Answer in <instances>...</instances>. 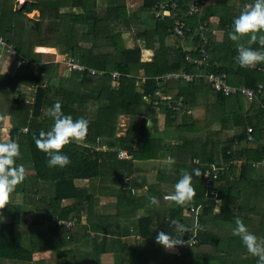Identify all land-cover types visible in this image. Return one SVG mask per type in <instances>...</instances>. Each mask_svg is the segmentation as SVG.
Listing matches in <instances>:
<instances>
[{
	"label": "trees",
	"instance_id": "16d2710c",
	"mask_svg": "<svg viewBox=\"0 0 264 264\" xmlns=\"http://www.w3.org/2000/svg\"><path fill=\"white\" fill-rule=\"evenodd\" d=\"M136 1L137 6L130 8L126 0H31L18 7L16 0H0V36L9 34L26 59L15 76L0 73V143H4L1 129L7 123L13 134L9 142L19 145L16 165L25 169V179L11 193L9 204L0 210V264H71L70 259L61 257L70 250L72 255L66 257L74 259L76 248L84 251L78 258L87 257L83 264L99 263L100 254L108 249H112L114 264H149V256L163 264H208L209 253L198 247L215 244L218 258L224 250L219 246L220 236L207 230V218L220 228L238 217L254 219L263 210L259 207L256 213L253 208L243 211L236 200L244 182L245 190L259 184L264 192V168L252 166L264 159V63L251 69L241 67L237 62V42L228 38L234 18L254 0H235L240 8H231L233 0ZM160 5L169 14L163 21L151 12ZM33 10L38 16L29 17L27 14ZM176 19L182 24L185 44L171 31ZM205 23L207 30L200 28ZM212 27L222 32V41L216 40ZM201 34L209 40L202 43ZM239 43L249 46L248 37ZM186 45L189 52L206 48L209 61H216L218 67H207L204 72L225 73L235 92L224 93L204 76L191 82L158 79L170 71L195 72L196 67L184 58ZM35 46L57 48L62 55H71L101 73L91 74L85 69L65 76L62 65L57 68L48 61L53 57L45 51L48 47L36 52ZM251 48L259 50L260 46L253 43ZM142 49L151 51L149 60L142 59ZM240 70L244 76L238 77L236 72ZM114 71L119 73L116 79L111 78ZM20 85L42 86L38 117L31 116L33 103ZM239 85L254 90L260 85L261 90L248 101L239 92ZM160 88L171 90L173 100L183 99L178 109L161 101L158 108L167 124L161 133H154L151 129L156 126V118L149 111L153 105L147 97L158 98L154 92ZM57 101L64 115L74 121H88L86 138L64 147L63 154L71 161L64 168L48 167L47 157L34 139L41 131L51 130L54 121L47 113ZM185 108L190 113L186 115L188 120L182 121ZM194 110L204 112L198 116ZM124 115L133 120V125L118 134L124 127L118 124V118ZM248 126L253 130L251 141L246 138ZM167 138L170 142H165ZM175 141L178 151L171 154L177 158L166 167L163 152L170 151ZM118 149H126L132 159L117 158ZM240 159L245 161L236 175L239 166L234 162ZM133 160L157 161L153 180L131 182ZM210 163L223 167L215 184L219 202L212 195L204 196L202 174ZM197 170L200 175L195 174ZM183 172L192 175V204H200L201 212L197 243L183 246L179 256L164 252L155 238L158 232L179 235L170 223L172 219L193 229L194 216L185 211L187 206L163 198L165 193L175 191ZM84 180L87 182L83 185ZM96 180L100 184L96 185ZM112 180L113 184H106ZM141 185L146 186L144 192H132ZM96 189L115 198L112 213H99ZM152 197L157 203L151 202ZM260 231L258 239H264V226ZM191 235L192 231L179 238ZM80 240L92 242L96 251L93 253L88 244L79 249ZM47 250L52 252L51 258L33 260L35 253ZM215 264H221L220 259Z\"/></svg>",
	"mask_w": 264,
	"mask_h": 264
},
{
	"label": "clouds",
	"instance_id": "9594fccd",
	"mask_svg": "<svg viewBox=\"0 0 264 264\" xmlns=\"http://www.w3.org/2000/svg\"><path fill=\"white\" fill-rule=\"evenodd\" d=\"M245 37H248L249 46L247 47L239 43ZM228 38L233 42H237V62L241 67L251 69L257 64L264 63V0H254V3L245 6L240 15L234 18L232 31L228 33ZM184 40L185 37L183 40L180 39L182 44H185ZM253 43H257L260 46L259 50L251 48ZM200 48L189 52L190 48L184 47V49H187V53L194 56L200 55ZM204 49L206 51V48ZM207 60L209 61L208 53ZM214 63L217 62H210L209 68L216 67ZM196 70H198L197 67ZM209 72L213 71H206L205 73ZM37 87L42 86L39 85ZM35 91L36 87L33 94H35ZM30 101L33 103L34 98L30 99ZM47 115L53 119V126L47 132L41 131L38 138L34 137L35 143L37 148L45 153L48 167L64 168L71 163L70 158L63 154L64 147L72 142L80 143L86 138L88 121L84 118H78L74 121L71 116L64 115L59 101L52 106ZM19 156L20 150L17 143H0V210H3L9 204L11 193L25 179L24 167L16 165V159ZM165 162L171 165L175 163V160L172 157H168ZM237 164L238 161L236 162ZM195 174L200 175L198 170ZM194 197L195 189L192 186V175L188 172H183L175 185V191L168 197V200L181 207H186L192 204ZM151 202L157 203L156 198L152 197ZM170 223L179 235L173 237L166 232H158L155 238L158 244L165 249H173L178 245L188 244L190 246V243L195 242L192 239V235L188 241L179 238L186 232L191 233L187 226L176 219H172ZM232 233L234 236L240 237L243 245L252 256L258 258L257 264H264V239H258L256 235L251 233L239 217L235 220V227L232 229Z\"/></svg>",
	"mask_w": 264,
	"mask_h": 264
},
{
	"label": "built area",
	"instance_id": "2783aa9c",
	"mask_svg": "<svg viewBox=\"0 0 264 264\" xmlns=\"http://www.w3.org/2000/svg\"><path fill=\"white\" fill-rule=\"evenodd\" d=\"M151 12L154 15V17H158V19L160 21H163L164 17L166 15H169L168 11L165 10L162 5H160L159 9H157L156 6H154L152 8ZM206 26L204 27V29H207ZM171 31L175 36H177L181 40L184 39L185 33L182 29V24L179 20L176 19L174 21V24H173ZM61 56H62L61 62L53 61V64L55 66L62 65L68 73L77 72V71H84L85 69H87L89 71V73H91V74L101 73V71L98 72V70H96L94 68H87L86 66L79 63V61L71 55H65V56L61 55ZM184 58L188 63H191L195 67H197L198 70H196L195 72L172 71V72L164 73L163 75H161L160 77H157V78L162 80V81H168V80H173V79H184L187 82H191L194 80L195 77L202 76L204 74V76L207 78V81L212 83V85L215 88L222 89L224 91V93L235 92L234 87L229 86V84L227 83L225 73L219 74V73H216L214 71L209 72V73L203 72L204 69H206L207 67L210 66V62L207 60V53L203 47L200 48V55L194 56L192 54L186 53ZM214 64L216 67H218L217 63H214ZM118 76H119L118 72H116V71L111 72V78L112 79H116V78H118ZM238 88H239V92L248 101L250 99H252L253 97H255L256 94H258L261 90L260 85H258L257 90H254L253 88H249L245 85H239ZM154 95L158 96V98L153 99L150 96H148L147 102L151 103L155 107H159L162 100H164L166 102L168 107H171L174 109H178L179 107L182 106V99L183 98L180 97L178 101L173 100L171 90H169V89H167V90L162 89V88L157 89V90H155ZM184 110H185L184 114L187 115L189 112L188 109L185 108ZM246 129H247L246 134L248 135L247 140H249V141L253 140V136L251 134V132L253 131L252 126H248ZM105 148L106 147H102L103 150ZM117 157L120 159H130L132 156L130 155V153L127 150L118 149L117 150ZM234 163H236V162H234ZM252 166L256 169H263L264 168V159H262L260 161L253 162ZM221 171H222V166H219L215 163H210L208 165V167L203 171L202 177L204 179V187H205L204 196L212 195L213 199L218 200V192H217V189L215 188V184L218 181L219 172H221ZM132 192L134 193L135 189H133ZM172 193L173 192L165 193L163 198L165 200H168V197ZM185 211H187V213H189V214H193V216H194L193 217V224H192L193 229L191 231H192V239L195 242L190 243V245H194L197 243L196 235H197V230L199 228L198 219H199V215L201 212V205L200 204H191L190 206H187ZM61 223H64V222L61 221ZM65 224H70V222H67ZM190 238H191V236L188 237L187 239H183V240L188 241ZM186 245H188V244H184L183 246H186ZM183 246L178 245L175 248H173L175 251L174 254L180 256V254H181L180 250Z\"/></svg>",
	"mask_w": 264,
	"mask_h": 264
},
{
	"label": "crops",
	"instance_id": "0c3cea01",
	"mask_svg": "<svg viewBox=\"0 0 264 264\" xmlns=\"http://www.w3.org/2000/svg\"><path fill=\"white\" fill-rule=\"evenodd\" d=\"M17 1H21V0H16L17 6L23 4V2H20L18 4ZM25 1H31V0H24V3H25ZM32 14H36L38 16L39 13L36 10H33L32 12L28 13L27 15L29 17H31ZM222 38H223V35H222V32H221L217 39L219 41L220 40L222 41ZM44 47H48V48L45 49L46 52L52 53L54 51L53 47L49 48L50 46H35L34 47V51L42 52L41 49L44 48ZM224 52H225V55H226V53L228 52V48ZM144 53H145V56H142V59L149 60L151 58V55H152L151 51L143 49V54ZM25 62H26V59L18 52L15 44H13L11 42L9 34H6L5 36H0V73L6 74V75H9L10 73H12L11 77H13V76H15L16 74H18L20 72V70L22 69V66L25 65ZM243 72L244 71L241 70V74L240 73H238V74L242 75ZM243 76H244V74H243ZM33 92H34V89L32 87H28V90L25 93L28 94V97L33 99L34 98ZM194 111H196V110H194ZM197 111H203L204 112V110H197ZM160 114H162V113H160ZM160 114H158V115H160ZM162 115H164V114H162ZM31 116H32V109H31ZM32 117H38V116H32ZM187 120H188V118H187ZM7 121H8V118L6 117V121L5 122H7ZM24 129H26V128H24ZM1 130L2 131L4 130V134L3 135H4L5 139L9 141L11 135L13 136V134L11 132V126H8V124L6 123V124H4L2 126ZM119 133H121V132H119ZM124 150H126V149H124ZM137 161H139V160H133V178L130 179V181L133 182L135 179H137V183H139V182L141 183V181L146 180V178H151L149 176V173L151 171H149L150 170L149 169L148 170L149 172L142 171L141 173H137L136 169H138V168L134 167V165H135V163ZM143 161L144 162H142V163L146 164L145 160H143ZM153 168H152V170H153ZM84 181H87V180H84ZM84 181H81V183L83 185H84V183H86ZM94 183L96 185L100 184L98 180H96ZM92 187H94V186H92ZM145 188H146V186L141 185V187H135L133 189H135L136 190L135 192L137 194H139V193L144 192ZM254 194H256V193L254 192ZM95 198H96L97 206L100 209L99 210L100 214H110V213L113 212L112 211V205L114 203L115 198L112 195H109V193L107 191H105V190L98 191V189H96ZM258 206L260 208L264 207V206H262V204H258ZM258 210H259V208L253 207V211L255 213L258 212ZM257 216L258 217L254 218V219H256L255 223H258L259 226H264V209L262 211H260L259 213H257ZM207 230L209 232L213 233L211 231L212 230V225L209 224V227L207 228ZM248 230L251 233H253L254 235H256L257 238L260 237V235H261V233H260L261 231L257 232V231L254 230V228L253 229L252 228H248ZM221 233H222V236H224V239L228 240L227 241V245L224 246L222 244V246H223L222 248L224 250V253H223V255L220 258L221 264H244V262L247 261L248 259L249 260L245 264H257V259L258 258L252 256L247 251V249L243 245L240 237L235 238V236L232 234V230L231 231H226V232L222 231ZM232 237H233V239H232ZM131 238L132 237H127L126 239H131ZM210 241H211V239H210ZM99 242H101V241H99ZM87 244H88L87 247L89 249L91 247H93V253H94L96 251V246L94 244H92V242L89 244L87 242V240L86 241L80 240L79 249L85 247ZM240 246H242V249H243L242 252L244 253L245 260H241V259L238 260V257H235V256L232 255V252L233 251L236 252V250L239 249ZM76 249H77L76 250V254L74 255L76 257H74V259H72L73 256L72 257H66V256L72 255L70 250H68L66 252H63L64 254H63L62 259H70L71 260V264H83L81 262H84L87 259V257L83 256V255H80L79 258H78L77 255H79L81 252H84V251H83V249H81L80 251L78 250V248H76ZM111 251H112V249H108V251H105L106 252L105 254H100L99 263L98 262L97 263L96 262H92V263L91 262H86L85 264H101V262H102V264H114L113 263V258H111V257H113ZM48 253L50 254V251H48V250L47 251H41L39 253H35V255L33 256V260L42 259V258L43 259H49V258H51L50 257L51 254L47 256ZM42 254H43L44 257L41 258L40 255L42 256ZM35 256H39V258H37ZM209 256H208V258H209ZM153 262L155 264H157L155 259H153ZM202 264H204V263H202Z\"/></svg>",
	"mask_w": 264,
	"mask_h": 264
},
{
	"label": "rangeland",
	"instance_id": "374dc122",
	"mask_svg": "<svg viewBox=\"0 0 264 264\" xmlns=\"http://www.w3.org/2000/svg\"><path fill=\"white\" fill-rule=\"evenodd\" d=\"M240 1V0H239ZM18 2V4L20 3V2H23L24 3V0H21V1H17ZM25 2H27V1H25ZM232 3H230V5H231V8H235V6H237L238 5V7L240 8V4H239V2L237 3L235 0H233V1H231ZM126 3H127V5L130 7V8H133L134 6H137V4H138V1H136V0H126ZM249 5V4H248ZM19 6V5H18ZM17 6V7H18ZM244 9V8H243ZM32 16H37L36 14H32ZM213 20H214V18H213ZM214 21H217V20H214ZM214 21H212V23H214V24H216ZM202 26H206V23L205 24H203V25H201V27L200 28H202ZM204 30H207V29H204ZM212 30L213 31H211V33L212 34H214L215 35V37H216V40L217 41H219L217 38H218V36H219V34L221 33V31H219L217 28H213L212 27ZM220 32V33H219ZM201 40H202V43H205L206 42V40H209L208 39V37L206 36V35H204V34H201ZM221 41V40H220ZM219 41V42H220ZM127 45H128V43H127ZM187 46V45H186ZM187 48H189L188 46H187ZM41 51V50H40ZM51 54V56H52V54H53V57H51L48 61H52V63H53V61H58V62H61V60H62V54H61V52L57 49V48H54V51L52 52V53H50ZM142 56H145V53L143 54V49H142ZM57 68H59L58 66H57ZM238 73H240L241 74V70L240 71H237L236 72V76H238V77H240L241 75L240 74H238ZM63 74H65V76L66 75H68V72L64 69L63 70ZM10 76L12 75V73H10L9 74ZM243 75V74H242ZM55 77H58V74L57 75H55ZM54 79H56V78H54ZM21 86V89H22V91H24V92H27V90H28V86H25V85H20ZM34 89V88H33ZM36 89H37V87H36ZM28 97V96H27ZM28 99L30 100L31 98L30 97H28ZM149 111H150V113L154 116V118H156V120H155V123H156V126H155V128H153V129H151V132L153 131L154 133H161V130H162V128H164V126L167 124V122H166V118H165V116L164 115H162V114H160L161 112L159 111V108L157 107L156 109L152 106L150 109H149ZM158 114H160V115H158ZM194 114H196V115H198V116H202V114H203V111H194ZM181 119H182V121H186V114H184L182 117H181ZM133 120H131L128 116H121V117H119L118 118V124H123V126L124 127H120V132L121 133H119V134H124V132H125V129H126V127L130 124V126L131 125H133V122H132ZM171 127H169V129H170ZM247 130V129H246ZM247 135V134H246ZM248 137V135L246 136V138ZM1 141H3L4 143H6V142H9L8 140H6L5 139V137H4V135L3 134H1ZM177 141V140H176ZM176 141L175 142H173V144H175L174 146H172V148H171V150L170 151H168L167 153L166 152H163V155H164V158H162V160L165 162L166 161V159L168 158V157H172V158H174V160L177 158V156H175V157H173L172 156V152H174L175 153V150L176 151H178V148H177V143H176ZM165 142H170L169 140H168V138H167V140L165 141ZM173 153V154H174ZM175 155V154H174ZM192 161H194V160H192ZM245 160H242V159H240V160H238V164H237V166H239L236 170H235V173H236V175H238L239 173H240V171H241V169H242V163L244 162ZM142 162H144L143 160H139V161H137L136 163H135V165H134V167H137L138 169H136V172L137 173H141L142 171H146V172H149V171H151L150 173H149V176L150 177H152V175L154 174V172L157 170V168H158V163H157V161L156 162H154V161H148V160H146L145 162H146V164H143ZM196 162H197V160H196ZM172 165V164H171ZM164 166H166V167H168V166H170L169 164H167V163H165V165ZM154 167V168H153ZM152 168H153V170H152ZM150 169V170H149ZM222 169H223V167H222ZM149 170V171H148ZM135 172V171H134ZM151 180H153L152 178H151ZM84 182H87V181H84ZM99 183H100V181H99ZM108 183H114V180H112V181H107L106 182V184H108ZM111 184V185H112ZM86 186H87V184H85ZM240 185H243L244 187H240L239 188V186ZM239 186H238V188H239V190H238V192H239V199L238 200H236V205H238V206H241L242 208H243V211H246V210H248V209H251V208H253V207H256V208H259V206H258V204H262V206H264V192H262V191H260V187H259V184H255L254 185V188H253V190L252 189H246L245 190V182H244V184H240ZM247 188H249V187H247ZM254 192L256 193V194H254ZM241 193V194H240ZM218 202H219V200H218ZM263 209H264V207H262ZM243 211H241V212H243ZM27 214H25L24 215V217L26 216ZM26 219H27V217H25ZM208 219V224H210V225H212V234H214V235H217V236H220V244H219V246H220V248H222L223 246H222V244L225 246V245H227V239H224V236H222V231H231L232 229H233V227H235V220H233L232 222H229V225H224V226H221L220 228L219 227H215L214 225H215V223H212L211 221H210V218H207ZM29 220V219H28ZM242 221H243V223L247 226V228H254V230L255 231H257V232H259L260 231V226H259V224L258 223H255V221H256V219H241ZM212 223V224H211ZM214 226V227H213ZM233 226V227H232ZM207 227H209V225H207ZM21 229V228H20ZM253 230V231H254ZM215 247H218V246H216L215 244H211V245H209V246H207L206 248H205V245H203V246H200V247H198V249H200V250H205L206 249V251H207V253H209V254H207V257H208V255H210L209 256V258H208V264H215V261H216V259H220V258H218V257H216L217 256V254H218V252L216 253V252H214V249H215ZM165 249V248H164ZM183 249V248H182ZM182 249L180 250L181 252H182ZM150 250V249H149ZM216 251V250H215ZM243 251V249H242V246H240L239 247V249H237L236 250V252H232V255L233 256H235V257H238V260L239 259H241V260H245V257H244V253L242 252ZM164 252H166V253H168V254H170V255H172V254H174V249H165L164 250ZM52 252L50 251V254H51ZM49 253L47 254V256L48 255H50ZM35 257H37V258H39V256H35ZM40 257L42 258V257H44L43 256V254H42V256L40 255ZM148 257V256H147ZM62 258V257H61ZM152 259V260H151ZM38 260V259H37ZM57 260H58V257H57ZM156 260V263L157 264H163L162 263V261L160 260V259H155ZM249 260V259H248ZM247 260V261H248ZM148 261H149V264H155L154 262H153V257H150L149 256V258H148ZM218 261V260H217ZM247 261H245L244 262V264L247 262ZM58 263V262H57Z\"/></svg>",
	"mask_w": 264,
	"mask_h": 264
},
{
	"label": "water",
	"instance_id": "95a60500",
	"mask_svg": "<svg viewBox=\"0 0 264 264\" xmlns=\"http://www.w3.org/2000/svg\"><path fill=\"white\" fill-rule=\"evenodd\" d=\"M43 88L37 87L34 94V101L32 105V116H38L42 106Z\"/></svg>",
	"mask_w": 264,
	"mask_h": 264
}]
</instances>
